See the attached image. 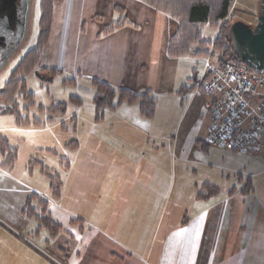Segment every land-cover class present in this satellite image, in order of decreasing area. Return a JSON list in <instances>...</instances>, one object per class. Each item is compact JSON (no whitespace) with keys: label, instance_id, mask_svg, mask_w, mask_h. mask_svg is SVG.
I'll list each match as a JSON object with an SVG mask.
<instances>
[{"label":"crops","instance_id":"1","mask_svg":"<svg viewBox=\"0 0 264 264\" xmlns=\"http://www.w3.org/2000/svg\"><path fill=\"white\" fill-rule=\"evenodd\" d=\"M117 7L123 8L130 24L99 36L104 26L116 19ZM93 9L95 13L89 19L94 26L85 31L81 22ZM73 17L81 21L79 25L75 21L71 29ZM177 28L175 20L141 0H63L55 5L51 36L43 52L47 49L51 55L63 59L70 45L69 55L85 56L91 50L97 54L94 61L100 64V46L104 44L109 50L106 63L99 65L93 75L102 69L111 73L103 78L90 77H100L116 88L127 87L137 94L150 92L154 96L164 69L173 68V73L171 69L166 75L165 91L174 93L187 82L194 69L191 59H186L189 57L167 55L168 43ZM115 60L117 63L110 65ZM45 64L53 67L49 60ZM78 67L75 72L82 71ZM149 67L152 76H146ZM143 120L150 119L138 113L135 118L124 116L121 122L143 136L148 133L140 126ZM160 150L156 145L130 148L91 145L88 152L92 166H96L94 184L82 182L79 177L63 180L61 198L50 200V205L56 208L53 212L50 209V215L63 227L52 238L53 244L64 233V243L52 251L59 258L49 252L54 261L51 260L23 237L0 225V264H264V180L257 181L253 174L240 173L236 185L224 188L216 185L219 192L209 199L200 200L194 195L191 203V184L188 190L180 186L172 198L175 185L171 188L172 180L166 184L158 166L148 168L142 175L135 172L142 162L147 163L145 155L148 161L150 155H157L158 162ZM233 153L240 155L234 156L237 161L243 162L254 155ZM2 161L1 177L8 174L1 167ZM73 165L71 161L70 170ZM115 170L126 172L128 178L118 180L113 175ZM247 184L248 188L242 191ZM186 185L184 182L183 186ZM67 223L72 225L69 230H65Z\"/></svg>","mask_w":264,"mask_h":264},{"label":"rangeland","instance_id":"2","mask_svg":"<svg viewBox=\"0 0 264 264\" xmlns=\"http://www.w3.org/2000/svg\"><path fill=\"white\" fill-rule=\"evenodd\" d=\"M260 2L261 0H236L232 18H229L250 25L254 24ZM94 13L95 10L93 9L81 22L85 24V31L94 26L89 19ZM75 14L76 8L73 10V15ZM39 15V0H31L23 39L13 46L0 61V89L5 86L12 70L19 64L27 51L35 47L39 33ZM103 16L107 17V15ZM123 16L126 19L125 14ZM115 17L114 22L122 19V15L118 12L114 15ZM75 21L79 25L81 19L78 17L74 19L73 17L71 29L75 27ZM127 24L130 22L127 21ZM202 33L203 39L210 41L216 36L217 29L205 26ZM91 34L93 35V31ZM87 35L89 36L90 33L88 32ZM100 47L102 52L100 64L94 61L97 54L91 53V50L85 56L80 54L79 57H76L75 53L69 55L70 45L67 47L63 59L59 55H51L47 49L43 52L40 64L25 77L27 92L33 95L35 105L26 109L27 102L24 97L20 95L16 98L21 115L30 120L38 119L43 125L17 126L13 117L4 116L0 113V136L6 137L10 146L18 152V161L13 169L7 170L8 174L5 173L2 177L0 176V225H3L4 229H10L23 237L36 251L53 261L52 251L64 243L62 237L64 233L60 234L61 236L53 244L54 239L49 237L52 235L50 227L43 225L36 216H27L22 212L27 197L34 192H42L40 194L51 201L54 199L50 195V180L41 172L40 166H32V171H30V161L33 158L39 160L52 173L62 176L66 182L74 178L77 180L79 177L82 182L93 185L96 177V166H92L93 160L88 152L91 145L93 147L120 146L126 148H130L131 145L146 147L156 145L161 149L158 162L156 160L157 155H150L151 160L149 161L145 155L144 159L147 163L142 162L141 167L136 168L135 172L137 171L142 175L148 168L155 169L158 166V171L164 173L166 184L172 180L171 188L175 185L172 198L180 186L188 190L191 184V203L198 188L205 183L218 185L221 188L236 185V177L240 173L247 176L253 174L257 181L264 180V142H262L259 151L251 153L254 155L249 157H253V159L248 160V162L237 161L234 156L240 155L218 146L207 145L203 148L211 123L210 110L207 106L208 97L202 93L193 96L190 93L178 94L179 90L174 93L165 91L167 90L166 75L170 74L171 69L172 74L173 68L164 69L160 79L161 83H158V89L154 92L156 98L155 116L148 121H140V126H143L148 133L145 132L143 136L140 133L135 134V130L131 126L121 122L124 116L129 118L137 116L139 113L138 103L122 104L116 109L117 111L107 110L101 120H96L93 102L95 88L92 84L94 77L90 76L103 78L105 74L111 73L108 69L106 71L102 69L97 73L98 75H93L99 65L106 63V57L109 53L104 44H101ZM186 59H191V66L195 69V74L199 75L206 57L190 56ZM46 60L53 63V67L46 66ZM114 62L117 63L115 60L110 65ZM60 66L64 67L61 68ZM77 67L82 71L75 72ZM51 69L57 71L54 76ZM151 71L149 67L146 76L149 74L152 76ZM100 77L98 79L103 80ZM71 78L76 79L75 84L65 82ZM71 96L79 97L82 104L80 106L70 104ZM58 102L67 103L65 114L53 122L48 121L46 110ZM39 105L45 110L40 111ZM2 106L4 104L0 103V107ZM62 126L65 127V130ZM73 140L78 142L80 147L78 150L66 146ZM51 151H55L58 155ZM62 158L72 161L74 164L72 170H66L62 167L60 164ZM0 161H2L1 155ZM150 161H152V166H149ZM138 169L140 170L138 171ZM113 175L118 180L128 178V174L124 171L119 173L115 170ZM184 182L187 184L186 186H183ZM31 206L34 207L37 214L41 215L40 207L36 201H32ZM50 209L52 212L56 211L52 205L49 207V212ZM10 217L11 219H9ZM64 226L65 230L72 227L68 223ZM46 242H50V245H46ZM53 256L56 257L57 255L54 254Z\"/></svg>","mask_w":264,"mask_h":264},{"label":"trees","instance_id":"3","mask_svg":"<svg viewBox=\"0 0 264 264\" xmlns=\"http://www.w3.org/2000/svg\"><path fill=\"white\" fill-rule=\"evenodd\" d=\"M62 1L63 0H39L40 15L37 43L34 48L27 51L19 64L12 70L10 78L5 83V86L0 89V103L4 104V106L0 107V113L4 116L13 117L17 126L43 125L38 119L30 120L28 117L22 116L16 98L20 95L24 97L27 102L26 109L35 105L33 95L27 92L25 77L33 72L38 64L43 49L46 47L51 36L55 5ZM141 1L151 8L168 15L177 22V31L170 39L167 46V55L169 57H206V60L210 58L214 64L235 63L245 65V63L234 52L233 43L229 36L231 24L236 21L231 19L236 0ZM117 11L121 13L122 19L104 26L99 36L108 35L119 27L127 24V21L123 16V8L117 7ZM205 26L217 29V34L213 40L209 41L203 39L202 31ZM51 72L54 76L57 71L51 69ZM198 77L199 75H196L195 69H193L191 76L187 79V82L180 87L178 94L193 93L197 88ZM65 82L75 84L76 79L71 78ZM92 84L95 88L93 102L95 106L96 120H101L107 110L113 111L119 108L122 104L132 103H138L139 115L142 118L151 119L155 116L156 98L150 94V92L137 94L127 87L114 88L108 82L98 78H93ZM69 103L80 106L82 101L77 96H71ZM38 109L40 111L45 110L41 105L38 106ZM66 110L67 103L58 102L56 105L46 110L47 120L52 122L55 121L57 118L63 116ZM62 128L65 130L64 126H62ZM204 143L203 148L208 145L206 142ZM66 146L76 150L78 149L79 144L76 140H73L67 143ZM51 152L58 155L55 151ZM0 155L3 160L1 162V167L7 170L13 169L18 161V152L10 146L9 140L4 136H0ZM60 164L66 170L71 168V161L68 159L62 158ZM37 165L40 166L41 172L50 180L49 188L51 198L60 199L64 186L62 176L57 173H52L39 160L34 158L30 161V171H32V166ZM237 177L240 179L241 174H238ZM248 180H250V177H248ZM248 186L249 185L247 184L242 191L248 188ZM218 192V186L205 183L198 188L196 198L206 200L215 196ZM32 201H36L39 205L41 215L37 214L34 207L31 206ZM49 207L50 200L40 193L34 192L27 197L22 212L27 216H36L43 225L49 226L52 230V235L49 237L54 238L59 234L63 227L61 224L53 220L49 212ZM73 221L76 222L77 219ZM27 243L31 246L29 242Z\"/></svg>","mask_w":264,"mask_h":264},{"label":"built area","instance_id":"4","mask_svg":"<svg viewBox=\"0 0 264 264\" xmlns=\"http://www.w3.org/2000/svg\"><path fill=\"white\" fill-rule=\"evenodd\" d=\"M208 99L211 124L206 142L235 152H253L264 141V71L208 58L194 94Z\"/></svg>","mask_w":264,"mask_h":264},{"label":"water","instance_id":"5","mask_svg":"<svg viewBox=\"0 0 264 264\" xmlns=\"http://www.w3.org/2000/svg\"><path fill=\"white\" fill-rule=\"evenodd\" d=\"M20 5L22 7H19ZM27 6L28 0H0V61L12 48L15 32L21 31L17 43L24 36ZM21 8H24L23 14ZM229 36L234 52L247 66L259 71L264 70V0L260 2L256 23L250 25L242 21H234Z\"/></svg>","mask_w":264,"mask_h":264},{"label":"flooded vegetation","instance_id":"6","mask_svg":"<svg viewBox=\"0 0 264 264\" xmlns=\"http://www.w3.org/2000/svg\"><path fill=\"white\" fill-rule=\"evenodd\" d=\"M19 7H22V5H20ZM21 11H22V13L21 14H23L24 13V8H21ZM22 18V16H20V19ZM20 36H21V31L20 30H17L16 32H15V34H14V36H13V39H12V46L11 47H13L16 43H17V41L20 39ZM10 48V47H9Z\"/></svg>","mask_w":264,"mask_h":264}]
</instances>
